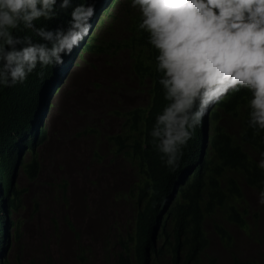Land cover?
Instances as JSON below:
<instances>
[{
    "label": "trees",
    "instance_id": "trees-1",
    "mask_svg": "<svg viewBox=\"0 0 264 264\" xmlns=\"http://www.w3.org/2000/svg\"><path fill=\"white\" fill-rule=\"evenodd\" d=\"M78 1L73 0V5ZM70 11L71 8L61 10L51 20L34 23L49 29L64 27L70 19ZM118 12L120 16L116 15L113 21H120L122 34H115L116 30L110 25L101 36L97 34L92 38L86 51L111 53L110 58L118 63L112 68L120 70L123 77L107 84L108 95L104 97L108 96V100L99 105L102 107L99 119L84 122L76 133L78 138L92 140L93 159L104 160L103 152L110 156V162L115 161L116 170L125 172L127 169V184L114 189L113 200L126 202L129 216L123 222L113 220V231L104 234L103 247L110 249L105 256L106 264H264V249L254 255H241L231 230L235 226L242 231H252L258 225L260 213L264 212V205L257 210L250 205L245 192L250 189L258 194L264 186V170L257 167L259 152L264 151L261 139L264 130L248 126L246 97L250 93L245 89L229 91L210 104L187 144L181 148L176 166L167 165L149 134L157 114L167 103L159 84L161 73L155 67L157 52L148 43V33L138 29L140 14L129 6V0L120 1ZM108 16H114V12L109 11ZM13 34L31 35L34 41L39 40L22 24ZM118 56L121 57L117 59ZM41 71L43 77L38 75ZM54 73L53 66L41 69L37 65L23 83L0 85V185L5 184L6 194L18 164L29 180L36 181L40 175L42 166L35 147L31 148L32 156L22 161L18 151L5 147V143L13 138L17 126L23 123L28 104L39 97ZM94 85L102 86L101 83ZM134 93L144 98L137 103H127ZM111 116L118 124L110 128L105 120ZM206 119L210 124L208 138ZM42 134L46 135V131ZM23 142L25 148L29 144L27 136ZM57 186L66 194V179ZM22 191L15 185L12 193L0 200V204H6V212L19 208ZM65 220L77 238V264H85L93 257L88 254L89 247L85 248L80 242V233L66 214ZM14 225L17 229L15 245L23 234V222L19 219ZM4 227L0 219V236L5 232ZM211 230L219 238L223 255L212 249ZM248 237L264 244V233L261 237ZM3 239L0 238V246ZM23 247L18 244V254ZM6 264H10L8 259Z\"/></svg>",
    "mask_w": 264,
    "mask_h": 264
},
{
    "label": "clouds",
    "instance_id": "clouds-1",
    "mask_svg": "<svg viewBox=\"0 0 264 264\" xmlns=\"http://www.w3.org/2000/svg\"><path fill=\"white\" fill-rule=\"evenodd\" d=\"M120 1L79 0L73 5V0H0V85L23 83L37 65L41 69L50 65L55 71L39 97L28 104L13 138L5 143L18 151L19 160L29 159L32 147L37 153V144L46 137L42 125L51 96L76 59L94 53L86 51L87 46L95 35L101 36L106 22L120 16ZM129 6L138 10V29L148 33V43L157 52L155 67L161 73L159 84L167 103L149 134L167 165L176 166L181 148L209 105L229 91L250 93L246 97L248 126L264 130V0H129ZM69 8L70 19L64 27L49 29L34 23L51 20ZM111 10L114 16L107 17ZM21 24L39 40L15 36L13 30ZM38 75L43 77V71ZM205 126L208 138L207 119ZM24 136L29 142L25 148ZM19 166L12 174L9 195L17 186V172H22ZM257 167L264 170V151L259 152ZM0 186V200H5L7 188ZM257 195L258 203L264 205V186ZM16 211L6 212V204H0V219L5 223L0 236L4 237L2 264L7 263L6 249L15 241L14 223L19 218L11 216Z\"/></svg>",
    "mask_w": 264,
    "mask_h": 264
},
{
    "label": "rangeland",
    "instance_id": "rangeland-1",
    "mask_svg": "<svg viewBox=\"0 0 264 264\" xmlns=\"http://www.w3.org/2000/svg\"><path fill=\"white\" fill-rule=\"evenodd\" d=\"M110 25L116 30L115 34H122L119 20L106 22L101 34ZM111 55L94 52L77 58L49 100L42 125L46 137L36 146L42 166L40 175L36 181H31L17 172L16 184L23 191L19 208L11 218L22 220L23 234L19 243L14 245V241L6 249L10 264H77L78 242L65 214L80 233V242L85 248L89 247L88 254L93 256L85 264H106L105 256L110 249L103 247L104 234L112 229L113 220L123 222L129 216L126 213L128 207L122 201L113 200L114 189L127 184V169L125 172L116 170L115 161L110 162V156L103 152L104 160L93 159L92 140H78L75 135L84 122L99 119L98 115H102L99 105L108 100V96L104 97L108 95L107 84L114 78L123 77L120 70L112 68L118 63L110 58ZM94 83H101L102 86L97 87L99 90ZM143 98L134 93L127 103H137ZM105 123L111 128L118 121L111 116L106 117ZM63 179L67 180L66 194L57 186ZM245 192L250 205L255 210L260 209L262 205L258 203L257 193L250 189ZM14 230L12 226L11 237ZM231 230L241 255H254L264 249L258 239L248 237H261L264 233V212L260 213L258 225L252 231H242L235 226ZM210 236L213 251L223 255L219 238L212 230ZM18 244L24 245L20 254ZM109 246L112 248V240Z\"/></svg>",
    "mask_w": 264,
    "mask_h": 264
}]
</instances>
